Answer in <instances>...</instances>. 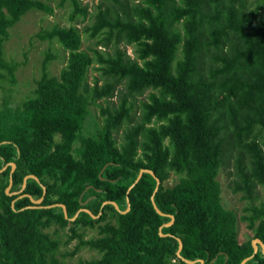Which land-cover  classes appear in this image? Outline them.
I'll list each match as a JSON object with an SVG mask.
<instances>
[{
	"label": "trees",
	"instance_id": "16d2710c",
	"mask_svg": "<svg viewBox=\"0 0 264 264\" xmlns=\"http://www.w3.org/2000/svg\"><path fill=\"white\" fill-rule=\"evenodd\" d=\"M66 5L68 26L37 33L62 47L65 65L52 74L47 51L32 93L0 105V169L8 165L0 173V264H65L55 235L66 227V243L77 238L75 250L99 253L78 264H240L249 256L244 264H264L251 242L264 244V201L254 203L257 186L264 189V0L254 8L247 0H99L92 14L81 0H0L7 75L18 64L3 56L9 29L31 10ZM88 15L83 31L97 41L84 49L77 24ZM91 68L101 84L89 81ZM146 91L135 119L133 100ZM91 106L102 124L84 134ZM228 154L236 155L232 191L251 200L242 218L253 235L242 242L237 215L221 199ZM142 168L159 179L157 190L143 173L127 192ZM171 172L178 179L168 186ZM28 174L37 180L6 194L10 178V192L19 191ZM169 214L174 221L164 226ZM84 228L96 236L85 238Z\"/></svg>",
	"mask_w": 264,
	"mask_h": 264
},
{
	"label": "rangeland",
	"instance_id": "374dc122",
	"mask_svg": "<svg viewBox=\"0 0 264 264\" xmlns=\"http://www.w3.org/2000/svg\"><path fill=\"white\" fill-rule=\"evenodd\" d=\"M99 0H81L82 4H88L90 14L95 11V5ZM262 0H247V4L254 8ZM70 7L66 5L63 8L55 7L53 14H45L41 11L31 10L27 12L18 22H16L10 29L9 35L2 43L3 56L8 63H18L14 70L13 76L7 75L3 68H0V105L4 99H8L11 104L18 103L22 98L30 95L34 88V81L39 76L40 64L47 51L53 53L55 57L49 63V69L52 74L57 75L60 69L65 65L66 53L57 42H49L48 40H41L37 33L45 29L51 28L54 24L60 26H68V15ZM93 22L92 15H88L84 22H79L77 27L81 30L83 44L82 48L90 49L96 47L97 38H90L88 33L83 31V28ZM122 46L124 44H121ZM98 49L107 50L101 46ZM127 53L133 57V49L131 46H125ZM89 81L92 82L95 77L98 78V83L101 84L104 78L98 71L91 68L89 72ZM13 80V81H11ZM146 91L143 95L137 96L133 104V112H135V119H137L140 110V101L146 99ZM109 105L118 102V94L111 97ZM99 103L105 105L103 99L98 100ZM102 124V118L96 106H91V116L87 117L85 127L82 133H94L97 127ZM122 129L115 135L118 143L121 142ZM235 159L236 155L228 154L227 163L225 167H221L218 180L221 185V199L225 207L235 211L237 215V237L240 242L245 241L252 237L253 231L248 227L246 220L242 218L245 213V208L251 204V200L244 198L240 192H233V182L237 178L235 176ZM233 172V173H230ZM178 179V176L171 172L169 178L166 180L165 185L171 186ZM257 198L254 203L264 201V189L257 186ZM52 228L50 232H52ZM83 232L85 238L96 236V230L90 228L78 229ZM68 228H62L55 235L59 240L58 256L64 260L65 264H78L79 260L96 258L99 253L96 250L81 247L76 249L77 238L68 239ZM254 239V238H253ZM75 250V251H74ZM70 254V252H73Z\"/></svg>",
	"mask_w": 264,
	"mask_h": 264
},
{
	"label": "water",
	"instance_id": "95a60500",
	"mask_svg": "<svg viewBox=\"0 0 264 264\" xmlns=\"http://www.w3.org/2000/svg\"><path fill=\"white\" fill-rule=\"evenodd\" d=\"M10 165H11V170H10V174H11V173L13 172V170L15 169V164H14L13 162H11ZM7 166H8L7 164L4 165V166L0 169V173H1L2 171H4V170L6 169ZM143 173H149V174H151V175L155 178V181H156V187H155V189H154V192L157 190L158 185H159V183H160L159 179L155 176V174H154V172H153L152 170H150V169H146V168H142V169L139 170L136 179L134 180L133 184H131V186H129L127 192H128L133 186H134V184L139 180V178L141 177V175H142ZM29 177L34 178V179L37 180V177H36L35 175H32V174H28V175L24 176V178H23V182H22V186H21L20 190H19V191H14V192H10V188H11V186H12V180H11V178H10L9 184H8V186H7L6 189H5L6 194H13V193L21 192V191L24 189L25 185H26V180H27V178H29ZM154 192H153V193H154ZM44 193H45V187H43V194H44ZM30 198H31V197H30ZM41 199H42V198H39V199L35 200V199H32V198H31L32 202H34V203H39V202L41 201ZM126 200H127V206H126V208H125L124 210H122L121 212H126V211L129 210L130 205H129V202H128V198H127V197H126ZM151 202H152V205H153L154 209H155L159 214H161V215H166L165 213L161 212V211L158 209V207L156 206L155 201H154L153 194H152V196H151ZM105 203H111V204H113V206H114L117 210L119 209V208H118V205H117L114 201H104L103 204H105ZM57 205H60V206L63 208L64 215L66 216V209H65V206H64L63 204H60V203H58ZM80 210H84V211L90 213V211H89L88 209H83V208H82V209H79L78 212H79ZM78 212H77V213H78ZM77 213L75 214V216L77 215ZM90 214H91V213H90ZM75 216H74V217H75ZM91 216H92V217H97L96 215H93V214H91ZM168 216L170 217V220H169L168 222L164 223V224H163L164 226H168V225L172 224L173 221H174V217H173V215L169 214ZM74 217H72L71 219H74ZM159 234H160V235H166V234H163L161 231L159 232ZM177 241H178V249H177L176 253H177V255H179V254H180V250H181V248H182V242H181V239H180V238H177ZM251 242H252V246H253V253H255V252L257 251L258 246L261 247L262 252L264 253V244L262 243V241H261L259 238H254V239H252ZM250 257H251V256L244 258V259L240 262V264H244L245 261H246L247 259H249ZM185 261L188 262V263H190V264H193V263H195V262H198V264H203V260H202V259H197V260H187V259H185Z\"/></svg>",
	"mask_w": 264,
	"mask_h": 264
}]
</instances>
